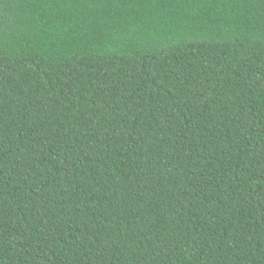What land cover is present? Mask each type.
Returning a JSON list of instances; mask_svg holds the SVG:
<instances>
[{
	"label": "trees",
	"instance_id": "obj_1",
	"mask_svg": "<svg viewBox=\"0 0 264 264\" xmlns=\"http://www.w3.org/2000/svg\"><path fill=\"white\" fill-rule=\"evenodd\" d=\"M0 264H264V0H0Z\"/></svg>",
	"mask_w": 264,
	"mask_h": 264
}]
</instances>
